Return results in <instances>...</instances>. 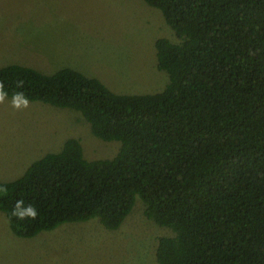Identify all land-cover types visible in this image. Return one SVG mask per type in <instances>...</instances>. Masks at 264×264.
<instances>
[{
    "label": "trees",
    "instance_id": "1",
    "mask_svg": "<svg viewBox=\"0 0 264 264\" xmlns=\"http://www.w3.org/2000/svg\"><path fill=\"white\" fill-rule=\"evenodd\" d=\"M144 1L179 38L156 40L161 91L117 93L69 66L0 67L6 96L79 111L95 136L121 142L89 159L68 138L0 182V210L31 238L92 219L116 230L140 200L174 232L159 238L156 264H264V0ZM18 200L35 220L12 215Z\"/></svg>",
    "mask_w": 264,
    "mask_h": 264
},
{
    "label": "rangeland",
    "instance_id": "2",
    "mask_svg": "<svg viewBox=\"0 0 264 264\" xmlns=\"http://www.w3.org/2000/svg\"><path fill=\"white\" fill-rule=\"evenodd\" d=\"M179 38L162 12L144 0H0V67L18 63L45 73L72 67L117 93L161 91L156 40ZM28 101L0 103V182L14 180L35 160L79 138L89 159L110 158L121 142L95 136L79 111ZM157 224L138 200L116 230L99 220L65 223L31 238L16 235L0 210V264H156Z\"/></svg>",
    "mask_w": 264,
    "mask_h": 264
},
{
    "label": "clouds",
    "instance_id": "3",
    "mask_svg": "<svg viewBox=\"0 0 264 264\" xmlns=\"http://www.w3.org/2000/svg\"><path fill=\"white\" fill-rule=\"evenodd\" d=\"M17 87L23 86V81L17 82ZM7 93L4 91V83L0 81V103H2L6 97ZM23 99V106H28L27 98L24 97L23 93H14L13 95V106L16 108L21 107L20 100ZM23 200H18L16 205L13 209L12 215L16 216L18 219L23 220L25 217H30L32 220L37 218L38 212L37 209L32 206L31 204L28 205L26 208L22 207Z\"/></svg>",
    "mask_w": 264,
    "mask_h": 264
}]
</instances>
